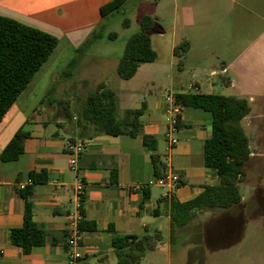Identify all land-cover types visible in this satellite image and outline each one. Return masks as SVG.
<instances>
[{
    "label": "crops",
    "instance_id": "0c3cea01",
    "mask_svg": "<svg viewBox=\"0 0 264 264\" xmlns=\"http://www.w3.org/2000/svg\"><path fill=\"white\" fill-rule=\"evenodd\" d=\"M107 1L0 0V15L46 31L58 38V44L64 40L68 49L77 52L76 48L103 20L99 7ZM153 1L159 5L154 14L159 22L157 48L150 36L156 59L140 64L123 86L113 83L115 86L109 87L108 80L103 83L115 93L118 119H123L126 111L143 108L139 117L142 131L155 137L156 152L166 163L167 172L178 177L174 188L155 182L151 152L141 135L96 133L92 126L77 124V107L69 119L64 111L65 107L70 109L68 105L63 108V116L48 117L47 109L42 107L43 97L30 102L24 96L26 87L0 121V152L17 129L28 133L16 160H0V264H77L76 259H68L62 232L77 231L80 195L84 219L96 223L95 230L78 231L80 243L73 251L79 253L77 259H82V264H103L114 254L113 233L158 232L161 236L162 225L171 241L170 218L164 206L159 215L153 213L158 201L170 196L181 202L189 200L215 181L203 159L211 113L200 107L176 105L177 93L245 98L250 110L240 124L248 138L250 154L242 181L252 159L264 157V0ZM164 23L168 26L163 27ZM187 25L190 34L183 30ZM183 41L188 43L187 50L175 54L174 48ZM163 46L165 60L160 59ZM175 64L189 75L183 79L172 76ZM139 74L141 86L132 81ZM156 87L165 89V93L156 96L151 90ZM166 94L173 97L179 117L178 142L171 149L165 132L176 113L167 112L170 105L163 100ZM140 95L143 98L139 100ZM77 142L83 144V150L77 156L75 169H71L68 146ZM31 171L44 172L46 181L31 182ZM80 182L82 191L78 193ZM21 185L32 188L28 199L34 221L46 232L56 234L55 238L48 235L43 245L32 247L29 253L9 240L10 229L19 227L23 220ZM244 199L242 194L241 206ZM215 209L218 208L197 211L185 225L193 224L198 213ZM254 209L257 217L260 210ZM242 211L247 213L244 208Z\"/></svg>",
    "mask_w": 264,
    "mask_h": 264
},
{
    "label": "trees",
    "instance_id": "16d2710c",
    "mask_svg": "<svg viewBox=\"0 0 264 264\" xmlns=\"http://www.w3.org/2000/svg\"><path fill=\"white\" fill-rule=\"evenodd\" d=\"M125 0H109L99 7L101 18L105 19L112 12L117 11ZM157 20L150 15H143L140 19L139 30L126 41L124 52L118 59L116 73L119 78L128 80L134 76L142 63L153 62L156 52L151 45L150 32ZM127 25L128 20L124 19ZM98 27L93 29L85 41L76 48L82 53L96 39L103 36ZM115 33H108V38H114ZM58 38L39 28L21 23L12 18L0 15V121L4 114L15 102L21 92L27 87L33 76L39 71L44 62L52 54L58 44ZM187 41H183L174 48L175 54L185 52ZM75 58L69 63L73 64ZM175 102L181 106L200 107L211 113L210 133L204 140V166L215 175V181L206 184L204 189L186 201H179L170 196L164 197L157 203L153 213L159 215L162 205L169 214L171 237L176 228L188 223L195 213L210 208H228L241 200L239 183L242 181L244 166L249 158L250 150L248 138L240 124V120L249 113L250 107L245 98L234 95L216 93H177ZM116 96L103 82L91 90L85 97L83 104L77 107V124L82 127L92 126L100 134H128L141 135L142 142L151 152L155 179L166 175V163L156 152V139L153 135L143 133L140 115L143 108L126 111L123 119L116 116ZM65 115L70 119L71 111L65 107ZM175 124L179 127L178 114ZM28 133L17 129L0 152V160H16L23 152V141ZM33 183L44 182L47 176L44 172L28 173ZM113 179H115L113 177ZM32 188L24 186L19 190L23 198V220L19 227L9 231L12 244L29 253L34 246L43 245L48 235L55 238V233L46 232L33 219L32 204L28 199ZM79 213L81 219L77 223L79 232L95 230L96 223L84 219L83 197L79 196ZM64 249L70 251L68 231L62 232ZM161 238L158 232L143 235L113 233L111 246L116 256V264H141L145 251L154 247L155 241ZM80 243V240L78 241ZM69 261L72 259L69 257ZM82 264V259H76Z\"/></svg>",
    "mask_w": 264,
    "mask_h": 264
},
{
    "label": "rangeland",
    "instance_id": "374dc122",
    "mask_svg": "<svg viewBox=\"0 0 264 264\" xmlns=\"http://www.w3.org/2000/svg\"><path fill=\"white\" fill-rule=\"evenodd\" d=\"M158 11L159 5L153 0H125L117 11L99 23L98 28L104 35L82 53L68 49L64 40L57 44L27 85L24 96L27 95L30 102L43 97L42 107L47 109L48 117H61L65 105L75 113V108L83 104L98 82L107 83L108 80L109 87L115 86L113 83L125 85L128 82L116 73V60L122 56L127 39L139 30L141 17H154ZM124 19L128 20L127 25L123 24ZM162 26L168 25L164 23ZM158 30L159 22H156L150 32L155 48L158 47ZM183 30L191 33L189 25ZM108 33L116 36L108 38ZM162 49L160 59L165 60V46ZM73 58L75 62L70 64ZM176 64L172 68V76L183 79L189 75L179 71ZM140 77L139 74L132 80L139 86L142 83ZM151 90L156 96L165 93L162 88ZM138 98L140 100L143 96ZM239 186L241 195L246 198L242 206L239 203L230 210L218 208L200 212L193 219V224L176 230L171 241L160 225L161 238L155 241L152 249L145 251L141 264H264V157L252 159L246 179ZM255 207L260 210L257 217L254 216ZM243 208L247 212L245 215ZM256 218L258 222H255ZM92 264L99 263L92 261ZM103 264H116V256L110 254Z\"/></svg>",
    "mask_w": 264,
    "mask_h": 264
},
{
    "label": "built area",
    "instance_id": "2783aa9c",
    "mask_svg": "<svg viewBox=\"0 0 264 264\" xmlns=\"http://www.w3.org/2000/svg\"><path fill=\"white\" fill-rule=\"evenodd\" d=\"M163 100L165 103L169 104L170 107L167 109V112L173 114L176 113L178 104L175 105L174 99L171 96V94H166L163 97ZM177 114V113H176ZM175 116L172 119V122L168 126L166 132H165V138L168 142V149H171L174 145L178 142V137L176 136L178 128L175 124ZM70 152V159H69V166L71 169H75L76 167V160L78 154L83 150V144L81 142L73 143L68 146ZM178 181V177L170 172H166V175L162 178L155 179V182L160 186H166L169 189L174 188V184ZM24 185H21L20 188H23ZM76 190L78 193H81L82 191V183H78ZM164 196H166V193H164ZM80 235L78 230L75 231L73 234H70L69 237V243H70V251L69 256L72 260L77 259L80 255L78 252L73 251V248L77 247L79 244ZM72 249V250H71Z\"/></svg>",
    "mask_w": 264,
    "mask_h": 264
}]
</instances>
